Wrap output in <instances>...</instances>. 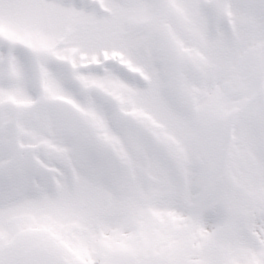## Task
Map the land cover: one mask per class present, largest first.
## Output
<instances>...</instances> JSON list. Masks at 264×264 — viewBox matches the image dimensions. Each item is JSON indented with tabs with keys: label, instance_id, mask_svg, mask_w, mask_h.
Segmentation results:
<instances>
[{
	"label": "snow or ice",
	"instance_id": "6c2138e0",
	"mask_svg": "<svg viewBox=\"0 0 264 264\" xmlns=\"http://www.w3.org/2000/svg\"><path fill=\"white\" fill-rule=\"evenodd\" d=\"M0 264H264V0H0Z\"/></svg>",
	"mask_w": 264,
	"mask_h": 264
}]
</instances>
